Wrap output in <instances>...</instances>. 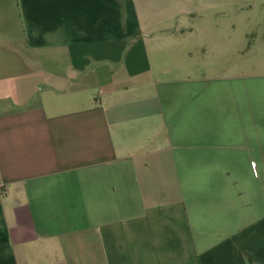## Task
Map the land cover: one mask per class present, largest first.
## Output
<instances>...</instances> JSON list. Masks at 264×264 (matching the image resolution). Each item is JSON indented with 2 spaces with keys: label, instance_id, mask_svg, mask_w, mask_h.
Returning a JSON list of instances; mask_svg holds the SVG:
<instances>
[{
  "label": "crops",
  "instance_id": "obj_1",
  "mask_svg": "<svg viewBox=\"0 0 264 264\" xmlns=\"http://www.w3.org/2000/svg\"><path fill=\"white\" fill-rule=\"evenodd\" d=\"M51 263L264 264V0H0V264Z\"/></svg>",
  "mask_w": 264,
  "mask_h": 264
},
{
  "label": "rangeland",
  "instance_id": "obj_2",
  "mask_svg": "<svg viewBox=\"0 0 264 264\" xmlns=\"http://www.w3.org/2000/svg\"><path fill=\"white\" fill-rule=\"evenodd\" d=\"M189 18L191 19L189 21L191 25L201 26L203 23H205L204 19L199 18V16H192V17L190 16ZM211 20H212V16H211ZM190 33H191L190 30H185L184 32L186 41L189 42V44H187L186 46L191 47L192 50H189L191 51L190 54H186L185 61L183 64L192 65L194 67L195 75H198L200 77H204L206 75L207 77H212V78L213 77L226 78L228 77V75L240 74L241 72H244V70H242L241 68L242 65H247V69H249L250 71L253 70L254 67L252 66L255 65V59L252 58L253 55L251 56V53H250V58H240V57L236 58L232 55L221 58H212V56L214 55L211 52V50H209L206 54H204L205 52L200 51L198 50V48H196L200 45V42L204 39V36L202 34H199V31L195 32V34L193 35H191ZM249 39L251 44H253L257 40V37L254 36L252 31H250ZM221 40L222 42H225V39L223 37L221 38ZM251 47L252 46H250V48L248 49L250 50V52L254 49ZM220 51L222 50H218L217 53ZM245 51H247V49ZM246 60L248 61L250 60V61L247 62ZM213 80L214 78L212 79V83L214 82ZM236 85L237 84L234 83L232 86L236 87ZM222 87H224V85Z\"/></svg>",
  "mask_w": 264,
  "mask_h": 264
}]
</instances>
